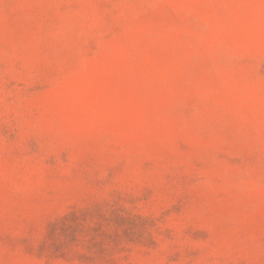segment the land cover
Returning a JSON list of instances; mask_svg holds the SVG:
<instances>
[{
  "label": "rangeland",
  "instance_id": "374dc122",
  "mask_svg": "<svg viewBox=\"0 0 264 264\" xmlns=\"http://www.w3.org/2000/svg\"><path fill=\"white\" fill-rule=\"evenodd\" d=\"M0 264H264V0H0Z\"/></svg>",
  "mask_w": 264,
  "mask_h": 264
}]
</instances>
